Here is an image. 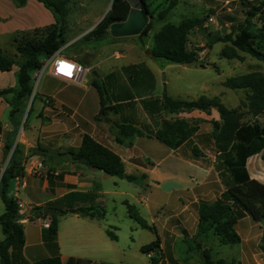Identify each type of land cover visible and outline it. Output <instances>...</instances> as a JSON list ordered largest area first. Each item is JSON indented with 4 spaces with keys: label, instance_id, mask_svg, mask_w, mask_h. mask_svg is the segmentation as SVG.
Returning a JSON list of instances; mask_svg holds the SVG:
<instances>
[{
    "label": "crops",
    "instance_id": "0c3cea01",
    "mask_svg": "<svg viewBox=\"0 0 264 264\" xmlns=\"http://www.w3.org/2000/svg\"><path fill=\"white\" fill-rule=\"evenodd\" d=\"M204 51H209V49L206 48ZM126 56V54L115 52L114 56L108 55L90 63L77 62L85 69L78 82H68L55 78L49 73V70L43 73L46 80L40 84L43 91L40 93L41 97L37 99L35 109H33V102L37 92L33 90L32 96L27 101L25 111L20 116V120L25 119L24 116L28 112L26 109L30 108L26 126L19 127L14 139V144L19 143L22 151L19 162L22 167V174L15 176L9 182L8 189V194L17 203L25 204L23 211L27 215L31 206L50 207L48 204L56 202L71 191L86 193L94 189L97 181L82 168L86 165L72 161L67 154L68 150L78 148L83 135L90 136L117 154L124 166L128 165L146 171L149 168L150 170L158 169L166 161L163 160L165 159L163 157L153 163L154 161L144 158L141 153H138L137 148L142 147V144L143 146L155 147L161 144L153 137L145 135V132L156 131L162 119H170L163 116L167 112L160 107L163 92L171 98L180 99L179 94L173 95L168 91L169 82L165 78L166 71L174 69L176 66L149 55L140 57L137 52L130 59ZM108 61H110L108 67H104L101 74L98 73V70L105 66ZM183 66L191 67L192 65ZM192 67L204 69L206 66L204 68ZM16 71L17 67L13 73L14 85L12 87L17 85ZM90 71L94 78L101 77L100 80L106 89L107 101L104 107L111 109L105 110V115L101 111L97 91L91 85ZM7 74L8 72L0 71V77ZM5 88H9V86L0 87V89ZM201 96L207 97L204 94H199L194 99L186 100H195ZM8 107V104L0 98V114L8 110V121L2 125V133L11 127ZM194 111L196 115L194 117L188 116L190 118L187 117V119L200 118L203 123L204 115L207 114L198 110ZM30 118L34 121L31 122ZM260 119L264 121V114L261 115ZM120 124L132 125L144 132V135L123 136L118 128ZM211 129L201 130L198 128L177 149L171 150L166 147L168 149L166 159L172 157L173 160L172 166H168L172 170L167 169L173 172L177 181L176 185L179 188L177 192L181 194L179 199L183 205L180 213L189 212V216L194 220L196 227V234L194 232L184 238L196 237V240L200 239L196 244H200L202 248H206L203 241L208 236H214L217 241L218 239L211 231L198 233L197 213L194 204L199 201L216 199L225 190L223 179L228 177V173L217 159L218 153L211 137ZM4 148L5 146L2 145L0 139L2 171L7 166L14 147L8 148L5 157L3 156ZM193 148L200 151L201 154L194 155L192 153ZM38 162H42L44 168L40 176H35L31 172V168ZM246 168L251 178L264 184V157L262 153L249 157L246 161ZM143 174L149 179L145 172L141 176ZM151 180L158 184L159 175L156 174ZM96 186L99 190L95 191L97 195L95 202L98 204L101 203V196L104 192L100 186ZM183 195L189 198L188 203L182 201ZM0 205L3 208L1 199ZM65 216L62 221L58 220L57 235L55 240L51 242H44L42 239V222H50V216L40 217L37 215L35 220L26 223H24V219L20 220L23 223L25 241L22 252L27 261L32 263L42 258L59 256L63 264H66L69 258L85 260L87 264L115 263L118 254V248L115 244L117 235L111 230L110 225L101 223L102 218H91L72 213H67ZM27 217H25L26 220H28ZM248 218L244 217L238 220L235 225L236 232L240 236V242L232 245L234 254L229 259H224L227 264L264 263V249L262 247L264 246L262 233L264 224L262 221L255 223L250 218L248 221ZM243 221H247L246 225L239 229L238 224ZM182 222L179 221L173 229L179 234L184 230ZM107 229L116 236L115 240L107 235ZM169 230L171 231V229ZM193 234L195 235L193 236ZM175 238L174 235L173 239L175 240ZM159 239L160 248L166 257L168 255L165 253V249L170 244L166 243L165 238L159 237ZM201 249L198 248L199 253ZM170 254L175 259L172 248ZM175 260L177 261V259Z\"/></svg>",
    "mask_w": 264,
    "mask_h": 264
},
{
    "label": "trees",
    "instance_id": "16d2710c",
    "mask_svg": "<svg viewBox=\"0 0 264 264\" xmlns=\"http://www.w3.org/2000/svg\"><path fill=\"white\" fill-rule=\"evenodd\" d=\"M37 1L50 10L57 24L59 6L49 0ZM14 2L17 6L25 4V0H14ZM177 3L178 0H169L167 7L158 12L156 20L163 21V24L152 36L150 56L167 63L204 68L206 65L199 61L196 50L188 47L190 31L201 27L203 19L187 16L176 24L165 22L169 10ZM242 3L251 6L246 12L244 20L233 26L225 36L216 37L215 41L228 42L233 57L236 56L235 51H241L264 63V1L253 4L248 0H242ZM140 5L143 12L151 14L145 0H140ZM129 10L130 6L125 0H112L109 11L90 33V36L102 39L111 24L126 20ZM256 15L260 20L258 27L251 22V19ZM151 28V21H148L139 35L148 34ZM63 34L62 27L53 25L46 28L40 36L22 34L13 38L16 55L22 61L15 73L17 85L0 89V98L10 107L9 122L12 128L6 134L5 146L14 147L12 156L3 171L0 165V199L3 204V212L0 214V229L3 235L0 240V264H63L59 256L42 258L32 263L25 259L22 252L25 242L24 230L23 225L18 222L20 219L18 203L8 194L9 182L15 176L22 174V167L19 164L22 151L19 143L14 144V139L20 127V116L24 113L27 101L33 94L32 76L41 67L43 59L51 56L64 42ZM221 55L228 57L227 50H222ZM13 65H15L13 60L0 54L1 72L11 71ZM91 85L97 91L102 111L107 101L106 89L98 79H93ZM222 85L228 89H243L245 91V100L242 102L245 111H241V108H227L218 97L201 96L195 100H181L171 98L165 92L160 99V107L170 113L198 110L210 115L212 110L216 111L218 120L212 121L210 133L218 153L217 159L228 173V177L223 179L225 190L216 199L199 201L194 204L197 213V231L198 233L211 231L219 243L234 245L240 242V236L235 229L238 220L249 217L258 223L264 219V184L251 178L246 168V161L249 157L258 153H262L264 157V121L260 119L264 114V72L253 71L227 77L223 80ZM29 111L30 108L22 124L23 127H25ZM200 122V118L162 119L156 131L145 132V135L153 137L168 149L173 150L181 146L198 130ZM118 128L123 136L144 135V132L129 124H120ZM192 153L194 155L201 154L195 148L192 149ZM67 154L72 161L82 163L107 175L130 182L137 181L136 175L125 171L123 161L117 154L88 135H83L78 148L68 150ZM141 177L145 178L146 176L143 174ZM96 190L99 189L95 185L91 192L71 191L48 206L55 208L56 212L61 215L72 213L91 218H103L105 216L104 208L95 204ZM127 207L129 217L140 228L153 229L138 215L133 206L127 205ZM32 209L37 210L40 217L50 216L48 227L43 228L42 239L44 242L54 241L58 225L55 215L44 214L42 206ZM262 233L264 239V228ZM107 235L112 240L116 239V236L108 229ZM197 247L202 248L200 244H197ZM140 250L147 255L153 253L149 256L148 264H162L160 259L164 254L160 248L159 237L142 245ZM200 255L203 264H227L224 259L214 261L207 248H202ZM167 261L169 264H178L170 253ZM66 264H87V261L69 258Z\"/></svg>",
    "mask_w": 264,
    "mask_h": 264
},
{
    "label": "rangeland",
    "instance_id": "374dc122",
    "mask_svg": "<svg viewBox=\"0 0 264 264\" xmlns=\"http://www.w3.org/2000/svg\"><path fill=\"white\" fill-rule=\"evenodd\" d=\"M49 1L59 6L57 12L59 21L57 24L50 10L42 6L37 0H25V4L22 6H17L14 0H0V54L7 56L15 63L12 71H8L7 75L0 77V87H12L14 85V69L22 61L16 55L14 49L13 38L15 36H21L22 34L40 36L49 26L62 27L64 31V42L53 54L71 58L79 63H90L95 59H100L108 55L114 56L115 52L126 54V57L129 59L134 57L136 52L140 57L150 56L152 36L163 24V21L156 20V16L158 12L165 9L169 4V0H145L148 4V10L151 12L149 14L151 17L148 21H151L152 28L148 34L113 37L110 35L108 28L107 33L102 39H96L95 37H91L90 33L109 11L112 0ZM178 1L179 3L169 10L165 22L176 24L184 16H195L203 19L201 27L190 31L188 35V47L196 50L199 61L205 64L206 67L204 69H194L192 66L171 63L176 67L166 71L165 78L169 82L167 86L168 91L173 95L175 93L179 94V98L183 100L194 99L199 94H204L207 97H218L227 108H241V111H245V108L242 107V102H244L246 96L245 91L243 89H228L222 85V82L225 78L231 76L253 71L264 72V63L241 51H235L236 56L233 57L230 44L228 42L215 41V38L225 36L231 31L233 26L243 21L246 12L251 6L247 3H242V0ZM248 1L253 4L259 2L258 0ZM210 16L213 18L212 22L208 21V17ZM251 22L256 27L260 25V20L257 15L251 19ZM206 48L209 51H204ZM222 50H227L228 57L221 55ZM109 62H106L105 66L98 70V73L101 74L104 71V67H108ZM89 75L92 80L96 79L91 74V71ZM44 80H46L45 74H42L35 87V81H33V90L37 92L33 102V109H35L37 99L41 97L40 93L43 90L40 84H43ZM183 91L185 93H182ZM8 108L10 110V107ZM26 111H28V108ZM102 112L104 115L106 114L105 111L102 110ZM195 115L194 110L186 111V113L167 112L163 114L164 117L172 120L187 119L188 116L194 117ZM26 116L24 117L26 118ZM204 117L203 123L200 122L198 126L201 130L212 128V121L218 120V115L215 110H212L210 115H204ZM7 121L8 110L0 114V127L2 128V125H5ZM20 121L21 127L25 119L22 118ZM73 123L75 124L74 121ZM26 124L27 121L25 126ZM11 129L9 127L3 133L1 131L0 139L3 146H5V140L7 138L6 134ZM167 150L162 144H159L158 147L150 145L143 146L142 144V147L137 148L138 153H141L144 158L154 161L153 163H156L157 159L163 157H165L163 160L166 161L158 169L150 170L149 168L146 171L125 165L124 169L127 173L137 176L136 182L110 176L102 171L90 169L86 166L82 167L97 181L95 185L100 186L104 192L101 196V203H98L105 210V216L100 222L110 225L112 227L111 230L117 235L115 244L118 248V254L113 264H148L149 257L140 250V247L155 240L157 237L166 239V243L170 244V246H167L165 253L168 255L172 248L175 259L180 263L203 264V259L196 244L200 239L196 240V237L191 239L184 238L191 233L195 232L196 234V227L194 220L189 216V212L180 213L183 205L179 199L181 194L177 192L179 188L176 185V178L173 172H171L172 169L168 167L169 165L172 166L173 160L172 157L166 159V156H168ZM143 172H145L150 180L146 177H141ZM156 174L159 175L158 184L151 180L154 179ZM34 175L40 176L41 173ZM182 201L188 203L189 198L183 195ZM127 205L133 206L138 215L149 226H152L153 229L140 228L129 217ZM24 207L25 204H23V207H18L19 211L22 210V212H19L20 219L18 220L21 225L23 223L20 220L25 219L26 216H28V220L24 223L35 220L38 211L32 208L40 206H31L28 209V215L23 211ZM2 211L3 208L0 205V213ZM54 215L59 221H62L66 217L58 212H55ZM247 220L250 221L249 218ZM179 221H183L184 226V231L180 232V234L178 231L173 230ZM246 222H240L238 228L241 229L246 225ZM262 223L264 224V219ZM173 234L176 236L175 240L173 239ZM2 237L3 235L0 229V240ZM203 243L210 251L211 258L214 261L219 258L229 259L234 254V249H232L234 247L232 245L221 244L214 236H208L204 239ZM262 247L264 249V246ZM162 256L160 259L162 264L167 263L168 256Z\"/></svg>",
    "mask_w": 264,
    "mask_h": 264
},
{
    "label": "built area",
    "instance_id": "2783aa9c",
    "mask_svg": "<svg viewBox=\"0 0 264 264\" xmlns=\"http://www.w3.org/2000/svg\"><path fill=\"white\" fill-rule=\"evenodd\" d=\"M208 21L212 22L213 18L211 16L208 17ZM61 64L68 65L69 67L64 68L62 70ZM46 70H49V73L53 77L64 80V81H68V82H78L81 79V77L85 71V69L80 64H78L77 62H75L71 58L61 56V55H57V54H53V55L45 58L42 62L41 67L36 72H34V74L32 76L33 81H35L34 87L36 86V84L38 83L42 74ZM68 72H70L71 74L70 75L67 74ZM43 168H44L43 163L38 162L31 168V172L33 174H40L41 171L43 170ZM18 207H23V204L18 203ZM24 221H26V219H24ZM48 225H49V222H47V221L42 222L43 228H47ZM149 256H151L150 253L148 254V257Z\"/></svg>",
    "mask_w": 264,
    "mask_h": 264
},
{
    "label": "water",
    "instance_id": "95a60500",
    "mask_svg": "<svg viewBox=\"0 0 264 264\" xmlns=\"http://www.w3.org/2000/svg\"><path fill=\"white\" fill-rule=\"evenodd\" d=\"M130 6L127 18L123 22L113 23L109 26V33L113 37L128 36V35H137L139 34L144 26L147 24L148 19L151 17L141 10L140 0H125ZM197 56V54H196ZM111 109L110 107H104L103 111ZM2 128L0 127V134ZM7 147L4 148L3 156L5 157ZM44 214H54L55 209L51 207H43Z\"/></svg>",
    "mask_w": 264,
    "mask_h": 264
},
{
    "label": "snow or ice",
    "instance_id": "6c2138e0",
    "mask_svg": "<svg viewBox=\"0 0 264 264\" xmlns=\"http://www.w3.org/2000/svg\"><path fill=\"white\" fill-rule=\"evenodd\" d=\"M69 66L68 65H65V64H61V69L63 70L64 68H68ZM67 74H71L70 72H68Z\"/></svg>",
    "mask_w": 264,
    "mask_h": 264
}]
</instances>
